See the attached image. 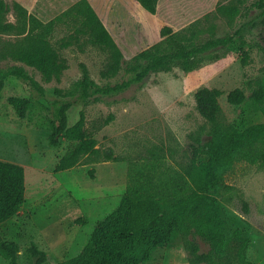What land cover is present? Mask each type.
I'll list each match as a JSON object with an SVG mask.
<instances>
[{
  "label": "rangeland",
  "instance_id": "374dc122",
  "mask_svg": "<svg viewBox=\"0 0 264 264\" xmlns=\"http://www.w3.org/2000/svg\"><path fill=\"white\" fill-rule=\"evenodd\" d=\"M5 1L10 6L17 2L29 14L48 22L79 0ZM221 2L238 7L239 13L230 19L212 7L206 19L184 30L186 36L194 33V43L210 38L227 41L202 54L194 70L187 72L173 64L166 70L151 72L141 83L100 95L85 106L73 107V120L79 119L80 111L84 113L86 127L97 140L98 153L83 156L69 170L55 172L54 168L76 141L61 138L57 145L49 143L50 110L53 101L59 98L56 90L63 95L76 90L81 63L100 86L129 79L125 72L127 62L144 50L134 49L138 47L134 45L137 37L140 45L143 42L142 30L136 26L152 27L153 16L134 0H92L96 10L123 26L125 40L130 41L127 43L130 49H121L123 65L115 77H102L108 53L99 47L85 44L82 50L76 46L60 48V40L74 30L67 19L56 25L51 37L52 45L68 66L59 82L47 83L34 68L10 57L0 58V68L22 66L45 91L43 97L36 98L26 82L9 77L0 94V160L20 164L25 169V202L17 216L0 224V241L17 244L19 264L31 263L26 252L31 242L47 252L49 260L44 264L78 255L96 222L118 206L130 176L150 167L153 161L161 162L164 168L176 169L192 160L206 161L207 157L195 150L211 138V125L196 110L194 94L199 88L222 92L218 100L220 122L225 126L242 131L264 123V0ZM7 19L14 22V12L10 11ZM179 29L173 27V31ZM151 37L148 43L155 40V35ZM7 39L13 36L0 34V50ZM235 89L244 95L239 105L227 99ZM11 98L29 100L23 117L9 103ZM105 120H109L106 125ZM217 174L219 185L213 195L219 203L223 224L217 221L213 207L207 206L168 243L156 248L145 264H190V247L196 245L199 253L208 252L217 241V230L228 238L240 230L249 240L245 259L264 264V163L251 164L231 156L219 164ZM0 264H9V260L0 255Z\"/></svg>",
  "mask_w": 264,
  "mask_h": 264
},
{
  "label": "trees",
  "instance_id": "16d2710c",
  "mask_svg": "<svg viewBox=\"0 0 264 264\" xmlns=\"http://www.w3.org/2000/svg\"><path fill=\"white\" fill-rule=\"evenodd\" d=\"M135 1L164 22L160 31L161 40L127 62L125 72L130 78L121 83L100 86L91 79L86 65L81 63V79L76 90L64 95L61 90H56L59 98L53 101L50 110L52 134L49 143L57 145L61 138H66L76 141V144L61 157L55 172L69 170L77 166L83 156L98 153L97 140L86 127L84 113L79 112L77 121L71 117L75 105L85 106L100 95L122 91L133 83H141L151 72L166 70L173 64L187 72L194 70L202 54L227 41L210 38L194 43V33L191 31V35L186 36L185 28L190 29L206 19L212 7L230 19L239 13L238 7L224 4L222 0ZM10 11L16 16L14 22L7 19ZM66 19L73 23L74 30L60 40V48L76 46L82 50L85 44L99 47L108 53L102 77H115L122 69L123 53L88 0H79L48 22L29 14L17 2L10 6L5 0H0V34L13 36L0 50V58L10 57L34 68L47 83L52 80L59 82L68 66L52 45L51 37L56 25ZM176 26L181 29L173 31ZM9 77L26 82L34 97L45 95L39 82L25 68L17 65L0 68V94L4 81ZM221 94L219 89L207 87L199 88L194 94L196 110L211 125V138L195 149L207 160L202 163L192 160L185 166L180 165L179 169L164 168L161 162L153 161L150 167L134 172L118 206L96 222L79 254L53 264H145L156 248L168 243L209 205L213 207L217 221L223 224L219 218V203L213 195L219 185L218 166L231 156L251 164L264 163V123L254 124L242 131L225 126L220 122L218 99ZM227 99L231 104L239 105L244 101V95L240 89H235L227 95ZM9 103L20 117L30 106L27 99L11 98ZM108 122L105 120L104 125ZM25 198L24 167L0 160V224L19 213ZM216 235L217 241L206 253H199L196 245L190 247V264H254L245 259L244 250L249 240L243 237L240 230H235L229 238L220 230ZM26 252L32 259L30 264H44L49 260L47 252L34 242L29 244ZM0 255L8 259L9 264H19L18 247L14 241H0Z\"/></svg>",
  "mask_w": 264,
  "mask_h": 264
},
{
  "label": "crops",
  "instance_id": "0c3cea01",
  "mask_svg": "<svg viewBox=\"0 0 264 264\" xmlns=\"http://www.w3.org/2000/svg\"><path fill=\"white\" fill-rule=\"evenodd\" d=\"M135 1V0H134ZM89 2L91 3V5L93 6V3H92V0H89ZM136 2V1H135ZM138 6L141 7V5L136 2ZM95 11L97 12L99 18L101 19V21L103 22V24L105 25L106 29L108 30V32L111 34L112 38L114 39V41L117 43V45L119 46L120 49H130L128 48L127 46V43H130V41H127L125 40V37H124V33H123V26L120 25V23H115L113 22L109 17H106V15H103L102 12L96 10L95 6H93ZM142 8V7H141ZM146 11V10H145ZM147 12V11H146ZM150 14V13H148ZM152 15V14H151ZM153 17V20L151 21V25L152 27H149V26H145V28H143L142 26L139 27V26H136V29L137 30H142V41L144 42H141L142 44L140 45L138 43V37H137V40L134 41V45L135 47L137 48H134V49H146L148 47H150L151 45H153L154 43L158 42L161 40V35H160V31H161V28L165 25L164 22H162L160 19H158L157 17H155L154 15H152ZM155 35V40L151 41L148 43V40L151 39L152 37L151 36H154ZM131 46H133V44L131 43L130 44ZM20 212V211H19ZM19 214V213H18ZM17 216V215H16ZM14 218V217H13ZM11 219L7 220L6 222L2 223V224H5L7 222H9Z\"/></svg>",
  "mask_w": 264,
  "mask_h": 264
}]
</instances>
